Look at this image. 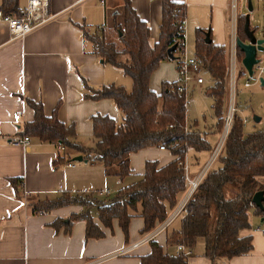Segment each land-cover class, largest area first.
Segmentation results:
<instances>
[{
	"label": "trees",
	"instance_id": "16d2710c",
	"mask_svg": "<svg viewBox=\"0 0 264 264\" xmlns=\"http://www.w3.org/2000/svg\"><path fill=\"white\" fill-rule=\"evenodd\" d=\"M19 2L0 0V10L4 14L22 17L26 6L20 7ZM184 21L183 4L162 0L159 37L151 44L148 24L139 18L130 1L124 0L122 21L101 25L92 31L83 28L84 39L92 53L104 64L121 68L132 80L131 88L127 90L124 85L116 84L95 88L83 78L85 99H112L122 114L119 123L107 115L92 116L95 141L92 148L76 142L74 125L66 126L60 122L56 110L46 116L41 101L26 100L34 115L25 124L22 135L63 146L69 153L74 151L83 157L86 155V158L92 154L102 163L106 175L124 180L131 174L130 153L143 148L163 145L176 157L163 166H159L157 161H147L138 180L120 187L113 197L106 200L91 192L73 194L62 191L51 196L27 194L21 189L22 180L11 179L17 197L23 200L31 213L47 214L68 205L82 207L80 212L51 223L56 233L69 234L73 223L82 220L86 239H99L105 236L103 228L111 230L116 220L127 241L129 224L135 216L143 219L141 233L151 231L167 217L177 204L179 194L187 188L179 162L185 159L189 150H212L204 133L187 127L186 95L175 90V83L163 82L160 93L149 86L152 72L162 61L171 60L167 50L173 45L176 46L173 56L177 59L181 49L179 41L185 38ZM244 25L245 14L237 13L236 37L247 41ZM249 28L254 31L251 25ZM207 33L200 29L195 31L194 56L199 58L212 78L205 94L213 100L211 107L217 120L215 129L221 133L228 105L227 50L213 44ZM242 57L243 53L237 47L239 62ZM245 74L240 64L239 76ZM243 124L244 120L235 111L215 163L189 198L188 212L181 219L180 229L173 231L169 238L188 247H193L197 239H204L203 255L212 264L249 253L251 237H241L239 232L251 226V210L254 215L264 218V210L252 202L256 191L264 194V183L258 180V177H264V128L244 133ZM64 155L59 150L53 164L56 166L73 157L67 153ZM216 163L218 166H214ZM148 243L150 252L140 257L139 264H188V257L165 253L155 240Z\"/></svg>",
	"mask_w": 264,
	"mask_h": 264
},
{
	"label": "crops",
	"instance_id": "0c3cea01",
	"mask_svg": "<svg viewBox=\"0 0 264 264\" xmlns=\"http://www.w3.org/2000/svg\"><path fill=\"white\" fill-rule=\"evenodd\" d=\"M129 1L139 18L148 24L149 41L153 44L159 37L162 0ZM171 1L184 5L185 31L192 34L193 40L195 31L200 29L209 32L213 44L226 48L231 32L230 0ZM260 5L261 0H257V8L251 9L255 22L259 21ZM123 6L124 0H48V10L54 17L23 39H12L6 24L0 21V264H139L140 257L150 252L148 242L130 248L148 233H141L144 224L141 217L131 218L127 241L116 220L110 230L95 219L105 232L99 239H86L82 220L73 223L69 234L56 233L51 223L80 212L82 207L68 205L47 214L31 213L17 197L11 182V179L22 180L20 188L27 194L51 196L62 191L91 192L106 200L120 187L138 180L147 161H157L163 166L176 158L169 150L157 146L140 149L130 153L131 174L120 180L106 175L102 163L92 154L87 158L81 155L82 161H73L79 153L65 150L62 154L72 155L70 161L74 166H67L68 161L55 166L53 160L59 153L56 144L33 137H29L25 146L14 143L23 136L25 124L33 119L34 113L27 105V99L41 101L46 116L56 110L60 122L66 126L73 124L76 142L86 148H92L95 143L92 116L107 115L117 123L121 121V111L112 99L83 97V78L97 88L107 84L123 85L121 79L127 76L121 68L104 64L92 53L84 39L83 28L92 31L101 25L122 21ZM175 78L174 60H164L152 72L149 86L160 93L162 83H172ZM15 114L21 115L19 120H14ZM201 152L189 150L186 154L193 177L209 160L206 156L200 162ZM189 153L192 154L190 157ZM258 180L264 183L263 176ZM104 191L107 193L103 194ZM261 219L251 210V226L239 232L241 237H251L249 253L217 264H264V221L261 223ZM179 221L153 239L165 253L173 256L177 254V243L169 238L173 231L180 229L181 219ZM204 249V239H197L190 247L192 253L187 258L188 264H212L203 255Z\"/></svg>",
	"mask_w": 264,
	"mask_h": 264
},
{
	"label": "built area",
	"instance_id": "2783aa9c",
	"mask_svg": "<svg viewBox=\"0 0 264 264\" xmlns=\"http://www.w3.org/2000/svg\"><path fill=\"white\" fill-rule=\"evenodd\" d=\"M230 12L232 15L231 20V32L229 40V52H227V75H228V91L230 97V104L227 109V115L225 119L223 137L218 143L211 159L206 163L202 168L200 173L196 176H191L189 172V165L187 163L186 157L183 161L179 162V165L183 168L185 180L187 182V188L184 191V194L177 204L171 209L172 211L167 215V217L159 222L154 229L144 234L137 242L133 243L130 248H135L141 244L147 243L153 240L158 234L165 232L168 226L176 219H182L188 212L187 202L193 192L198 187L199 183L203 179L206 171L211 166L212 162L215 160L217 154L219 153L221 146L223 144L224 138L228 131L232 115L235 112L234 105V91L236 86L237 74V65L241 64L237 59V45H236V2L235 0H230ZM54 17L48 10V0H26L25 13L22 17H16L10 14H4L0 10V21L5 23L10 37L12 39H23L27 34L32 32L37 27L44 25ZM185 26V21H184ZM180 53L175 62L176 69V78H175V90L180 94H187L188 86L190 83L196 85H202L204 83V78L202 76L203 65L199 58L194 55H189L187 51V46L185 38L179 41ZM245 76L249 79H253L256 82H259L260 78H264V61H260L253 66V75L248 76L245 71ZM247 79L244 82V86L248 87L251 85V82ZM21 117L20 114H15L14 120H19ZM29 141V137L26 135L21 136L19 139L15 140V144L25 146ZM59 150L65 151L63 146H58ZM161 150L166 149L163 145L158 147ZM67 166H74V163L68 161ZM26 193V192H24ZM103 194L107 191L102 192ZM100 193V194H102ZM264 230V229H263ZM177 254L176 256H185L189 257L191 255L190 247L184 245L183 243H177Z\"/></svg>",
	"mask_w": 264,
	"mask_h": 264
},
{
	"label": "rangeland",
	"instance_id": "374dc122",
	"mask_svg": "<svg viewBox=\"0 0 264 264\" xmlns=\"http://www.w3.org/2000/svg\"><path fill=\"white\" fill-rule=\"evenodd\" d=\"M237 13L240 14H249L251 27L254 28V35L258 39H264V0H261L260 13L258 14V22L254 21V12L249 9V5L257 8V0H235ZM20 7H24L26 4L25 0H20ZM257 16V15H255ZM231 20L232 15H229V28L231 31ZM185 42L187 46V51L189 55L194 54V40L192 34H187V29L185 31ZM264 47V43L262 44ZM226 50L229 52V43L226 45ZM257 57L264 61V50L257 52ZM240 64L237 65V74L236 86L234 91V105L235 111L242 117L245 122L243 125L244 133H250L264 128V87L261 86L260 82H256L253 79H249L246 76H239ZM202 76L204 78V83L202 85H196L190 83L188 86V91L186 94V119L187 127L189 129H195L207 137V140L210 142L212 147L211 151L201 152V161H204L203 158L206 156L211 159L214 150L216 149L218 143H220L223 137V129L221 133L216 132L214 128L216 125V117L214 115L213 109L211 107L213 100L210 96L205 94V88L212 84V78L207 70H203ZM249 79L251 85L249 87H244V82ZM121 82L127 90H130L132 83L128 76L122 77ZM230 104V97L228 91V106ZM256 118H259L257 121ZM196 122L197 124L195 125ZM214 132V134H211ZM216 132V133H215ZM189 153V157H190ZM187 160V159H186ZM208 160V161H209ZM215 161L212 162V164ZM211 164V165H212ZM214 166H218L216 163ZM179 194L178 197H180ZM113 197V196H112ZM182 198V197H181ZM180 198V199H181ZM179 199V200H180ZM179 218H176L168 227L173 224H179Z\"/></svg>",
	"mask_w": 264,
	"mask_h": 264
},
{
	"label": "water",
	"instance_id": "95a60500",
	"mask_svg": "<svg viewBox=\"0 0 264 264\" xmlns=\"http://www.w3.org/2000/svg\"><path fill=\"white\" fill-rule=\"evenodd\" d=\"M249 9H252V6L249 5ZM250 25V19L249 14H245V32L247 35V41H242L239 38H236V45L238 49L243 53V57L240 61L241 65L247 72L248 76L251 77L253 75V66L260 62L261 59L257 57V52L264 50V47L262 44L264 43V39H258L255 37L254 31H252L249 28ZM208 35V33H207ZM175 45H173L171 48L167 50L168 57L171 60H175V57L173 56V51L175 49ZM261 86L264 87V78L261 77L259 80ZM258 121L259 118H256ZM73 161H82L81 155L75 156L72 158ZM264 201V194L263 191H256L252 196V202L254 205L259 208L260 210H264L263 206ZM264 221V218L261 219V223Z\"/></svg>",
	"mask_w": 264,
	"mask_h": 264
}]
</instances>
